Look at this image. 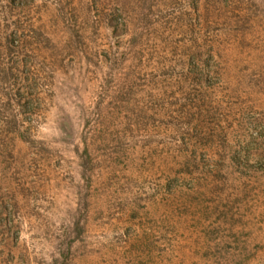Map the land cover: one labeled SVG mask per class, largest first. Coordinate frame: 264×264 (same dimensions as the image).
<instances>
[{
    "label": "rangeland",
    "instance_id": "obj_1",
    "mask_svg": "<svg viewBox=\"0 0 264 264\" xmlns=\"http://www.w3.org/2000/svg\"><path fill=\"white\" fill-rule=\"evenodd\" d=\"M0 264H264V0H0Z\"/></svg>",
    "mask_w": 264,
    "mask_h": 264
},
{
    "label": "trees",
    "instance_id": "obj_2",
    "mask_svg": "<svg viewBox=\"0 0 264 264\" xmlns=\"http://www.w3.org/2000/svg\"><path fill=\"white\" fill-rule=\"evenodd\" d=\"M198 5H199L198 2L196 1V3H195V9H196V10L198 9ZM198 17H199V15H198ZM214 17H218V13L215 14ZM196 57H197L196 55L192 56V58H191V59H192V62H193V60L196 59ZM187 78H188V77H187ZM27 101H28V100H27Z\"/></svg>",
    "mask_w": 264,
    "mask_h": 264
}]
</instances>
